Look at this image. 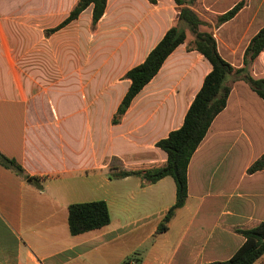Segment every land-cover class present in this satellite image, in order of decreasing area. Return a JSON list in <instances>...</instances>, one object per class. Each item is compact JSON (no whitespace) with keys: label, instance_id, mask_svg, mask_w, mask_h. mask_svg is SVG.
I'll return each mask as SVG.
<instances>
[{"label":"crops","instance_id":"crops-1","mask_svg":"<svg viewBox=\"0 0 264 264\" xmlns=\"http://www.w3.org/2000/svg\"><path fill=\"white\" fill-rule=\"evenodd\" d=\"M78 1L0 0V153L35 180L0 165V264L229 260L244 243L235 230L264 222V171L247 173L264 154V101L228 78L226 106L190 159L187 201L156 233L175 203L172 178L149 185L136 177L110 180L108 164L115 158L126 171L164 166L156 143L182 126L211 66L189 50L194 37L186 31V41L113 124L130 86L125 74L176 24L179 8L172 0H107L94 27L89 6L46 34ZM240 1L236 15L217 25ZM192 10L221 58L242 68L264 27V0H198ZM249 73L264 78V51ZM99 201L109 224L72 236L68 207Z\"/></svg>","mask_w":264,"mask_h":264},{"label":"trees","instance_id":"trees-1","mask_svg":"<svg viewBox=\"0 0 264 264\" xmlns=\"http://www.w3.org/2000/svg\"><path fill=\"white\" fill-rule=\"evenodd\" d=\"M107 0H79L70 11L68 17L55 29L46 34L65 27L77 19L87 7L92 6V27L102 17ZM155 4L156 0H148ZM179 8L177 22L163 36L157 46L148 54L140 65L129 70L124 78L130 86L122 99L112 120L113 124L128 109L132 99L156 76L167 57L186 39V31L193 35L194 40L189 46L201 54L210 64L211 71L191 103L182 126L156 143V147L165 152L167 160L164 166L145 171H126L119 160L112 158L108 164V178L120 180L127 177L139 178L144 185L155 184L159 180L170 177L175 184V203L165 214L157 227L156 233H163L178 209H181L188 198L187 169L190 159L206 136L215 117L224 110L230 93L228 78L234 76L243 81L249 89L264 101V78L255 79L250 75V67L264 51V27L251 39L243 56V66L234 69L219 55L216 42L210 33L199 32L203 22L192 10L198 0H172ZM244 1L237 3L226 14L217 18V25L231 20L242 8ZM0 165L11 169L24 179L34 182L24 174L22 168L13 160L0 153ZM264 171V154L247 170L249 175ZM110 216L106 204L102 201L72 204L68 207V227L72 236L94 231L107 226ZM235 232L244 238L243 245L227 261L209 264H255L264 256V222L249 229H236Z\"/></svg>","mask_w":264,"mask_h":264},{"label":"built area","instance_id":"built-area-1","mask_svg":"<svg viewBox=\"0 0 264 264\" xmlns=\"http://www.w3.org/2000/svg\"><path fill=\"white\" fill-rule=\"evenodd\" d=\"M127 264H135V263L131 261V262H128Z\"/></svg>","mask_w":264,"mask_h":264},{"label":"rangeland","instance_id":"rangeland-1","mask_svg":"<svg viewBox=\"0 0 264 264\" xmlns=\"http://www.w3.org/2000/svg\"><path fill=\"white\" fill-rule=\"evenodd\" d=\"M47 3V2H46ZM43 40V39H42Z\"/></svg>","mask_w":264,"mask_h":264}]
</instances>
